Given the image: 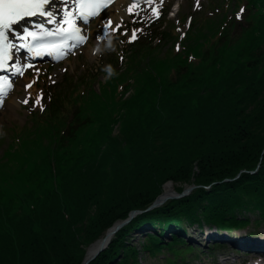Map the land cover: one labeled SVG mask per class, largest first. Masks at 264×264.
<instances>
[{"label": "trees", "instance_id": "trees-1", "mask_svg": "<svg viewBox=\"0 0 264 264\" xmlns=\"http://www.w3.org/2000/svg\"><path fill=\"white\" fill-rule=\"evenodd\" d=\"M247 1L264 6V0ZM254 24L244 32L250 42L228 65L226 49L242 35L225 37L220 31L212 45L220 49L219 60L215 64L214 56L207 62L215 64L210 74L201 66L208 49L190 61L198 45L193 39L199 38L192 27L183 37L184 51L171 55L183 58L173 73L166 79L154 71L145 74L115 111L81 116L79 88L49 93L43 110L48 125L57 122L60 140L24 172L22 197L0 189V264H81L87 243L129 209L146 208L168 179L191 183L192 176L197 186L134 216L88 264H136L137 250L129 243L133 230L145 232L150 253L169 250L178 264V254L192 250L184 246L187 226L233 231L250 224L252 210L259 216L254 223L264 224V53L252 57L259 48L258 37L250 35ZM173 39L174 30L161 20L148 44L143 39L127 43L126 57L136 69L144 53ZM115 65V59L108 61L109 67ZM91 122L96 127L85 144L70 148L65 130L73 137L77 127ZM85 218L89 222L81 231ZM187 257L181 258L183 264Z\"/></svg>", "mask_w": 264, "mask_h": 264}, {"label": "rangeland", "instance_id": "rangeland-1", "mask_svg": "<svg viewBox=\"0 0 264 264\" xmlns=\"http://www.w3.org/2000/svg\"><path fill=\"white\" fill-rule=\"evenodd\" d=\"M143 1L142 7H133L131 11H126L127 14L121 20L113 22L112 25L110 23L106 36L99 40L93 34L95 27L92 24H99L104 19L111 21L110 17L116 13V9L112 8L110 16L106 9L96 17L84 19L81 22V28L84 32L85 42L70 44V48L59 60L32 61L27 57V47H24L23 50L21 48L12 50L14 57H22V68L18 72L7 67V71L0 74V76L9 77L12 81L6 94L3 95L0 114L2 110H5L7 102L13 104V108L8 109L7 114L0 119V189L22 197L27 190L24 172L29 171L40 155L51 151L53 145L60 140L57 122L53 120L48 125L43 110L47 103L46 96L54 89L60 88L68 93L70 86L79 88V92L82 94L80 101L84 103V109L78 108V113L81 116L96 110L100 113L104 108H112L115 111L120 106L121 98L132 93L141 83L145 74L154 71L160 78L166 79L173 73L174 66H177L183 58L175 59L171 55L184 51L183 37H186L185 34L196 21L199 22L193 27V34L199 38L193 40H196L198 45L194 43V51L189 53V58L191 62H196L203 51L207 49L210 51L207 53L205 51L206 60L201 64L204 67L203 74H210L219 60L217 53L220 49L215 50L212 45L217 44L215 39L221 30H225V35H223L225 37L242 35V39L233 42L232 46H228L229 48L226 49L225 65L232 63L237 57L236 52L243 50L248 45L250 36L246 33L244 36V32L245 28L247 27V31L248 27L252 26L250 24L253 23L255 24L250 30V35L254 33L258 37L259 48L252 51V57L259 58L260 53H264V6L259 3L253 6L247 0ZM59 6L53 12L54 14L58 12ZM144 7H147L148 12L143 14L144 18H140L142 16L138 15L137 11ZM242 8L244 11L241 13ZM238 13L241 17L239 19L237 18ZM205 17L213 18H209V21L206 22L208 18ZM259 19V23L256 24ZM161 20H164L165 29L174 30L176 39L158 43L157 47L160 49H152L154 51L148 54L144 53L137 64L138 67L133 69V61L130 62L126 57L130 48L127 43L134 39H143V43L148 44L149 38L156 32V27ZM204 22L207 23V28L202 30ZM133 33H135L134 39L132 38ZM113 51L116 53H112ZM214 56H216L215 64L207 65V62L211 61ZM113 59L116 60V65L109 67L108 61ZM27 85L30 87H26ZM32 87L33 93L30 94L29 90ZM119 92L121 93L119 94ZM25 100L27 103L24 102ZM117 125H114V131ZM95 127L96 122L77 127L76 135L73 137L70 136V130H65L69 147L73 150L82 147ZM193 170L196 171V166ZM191 179V183L174 182L171 179L164 182H172L174 185L173 194L182 192L186 186H191L187 193L189 194L197 186L193 182L192 176ZM178 187H182L180 191L177 190ZM162 189L163 186L158 195ZM173 198L179 197H168L165 202ZM133 209L128 210L127 216ZM257 211L247 212V216L250 218L248 226L233 231L217 230L208 224H202L200 228L187 226L186 231L189 235H184V239L187 240L184 246L187 247L189 244L192 246V250L184 249L179 253L178 264H183L181 258L184 255L188 256L187 259L190 257V261L186 264H253V261L246 259L247 250H264V224L254 223V219L259 218ZM14 212H18V209L16 208ZM127 216L115 219L111 225L116 221L124 220ZM88 222V218H85L79 224L83 228L81 231L86 228ZM145 231L147 232L149 229ZM91 242L87 244L89 245ZM146 242L147 237L143 230H133L129 235V243L133 244L137 250L136 264H173L175 261L173 253L163 249L157 254H152L145 249ZM254 242L263 245H251ZM88 245L85 246V251Z\"/></svg>", "mask_w": 264, "mask_h": 264}, {"label": "bare ground", "instance_id": "bare-ground-1", "mask_svg": "<svg viewBox=\"0 0 264 264\" xmlns=\"http://www.w3.org/2000/svg\"><path fill=\"white\" fill-rule=\"evenodd\" d=\"M143 4H144L143 0H116L111 6L106 8L107 10L105 9L109 13L108 16L112 14V13L110 14V11L112 10L113 7L116 9V13H113V17H110L111 21L109 19H104L99 24L98 23L92 24V26L95 27L93 28V34L95 35L97 40L106 36V33L109 30L110 23H111L110 25H112L113 22L114 23L118 22L119 20H121V18L125 16V14H127L126 11H128L130 8L132 10L133 7H142ZM127 5L128 7H126ZM57 6H59L58 8L59 10L56 14H54L53 12L57 10ZM46 11L52 13V15L51 16H47V15L41 16L37 14L35 16H29L26 22H29L31 24L30 26L26 24L25 22L26 19H24V20L17 21L9 29L5 30V34L8 37L6 43H9L12 45V47L8 49L9 54H10V59L7 62L9 63L8 64L9 69L15 70V71H17V69L21 70L22 57L20 56L14 57L13 56L14 53L12 52V50L16 48H21V50H23L24 47L26 48L27 46H29V42L35 36V34H38L39 36H45L49 34L62 35V33L65 32L67 28L72 26L76 29H79L80 32L83 33L82 35H84V32L81 28L82 26L81 22L84 19L80 16L81 7H80V4L77 3V0H52L51 4L46 6ZM66 12L72 13V16L67 17L65 15ZM147 12H148L147 7H144V8H140L137 11V14L142 16L140 18H144L143 14ZM137 18H139V16H137ZM66 19H71V24L66 23L65 22ZM28 33H33L34 35H28ZM75 43L76 41L64 42L62 46V52L63 53L67 52V49L70 48L69 47L70 44L72 45ZM0 83L5 84L6 86H10L12 84V81L9 77L0 76ZM8 88L9 87H7V89ZM29 93L30 94L33 93V87L30 88ZM5 107H6L5 110L1 111L2 113L0 114V119L3 117V115L7 114L8 109L13 108V104L11 102H7L5 104ZM162 186H163V189L160 193V198L169 197L174 193V185L172 184V182L170 181L164 182ZM109 237H110V228L108 227L99 238L91 242L86 247L85 255L90 256L91 254H93L100 245H102L109 239ZM249 241H252V240H249ZM253 244L263 245L258 242H254L251 245ZM247 252H248L247 257H246L247 261L251 260L253 261L252 262L253 264H260L264 262V250L256 251V250L249 249L247 250Z\"/></svg>", "mask_w": 264, "mask_h": 264}, {"label": "snow or ice", "instance_id": "snow-or-ice-1", "mask_svg": "<svg viewBox=\"0 0 264 264\" xmlns=\"http://www.w3.org/2000/svg\"><path fill=\"white\" fill-rule=\"evenodd\" d=\"M51 2L52 0H0V68L5 67V62L9 59L8 49L12 47L11 44L6 43L8 37L5 34V30L27 16H35L37 14L51 16L52 13L46 11V6L50 5ZM77 3L81 7L80 16L85 20L90 16L96 15L100 9L107 6L106 0H77ZM129 11H131V8ZM243 11L244 9L242 8L241 13ZM65 15L71 17L72 13L66 12ZM237 18H241L239 13ZM65 22L71 24V19H66ZM73 31L79 32V29L73 27ZM28 35L34 34L28 33ZM132 38H135V33H133ZM78 40L82 41L83 37H78ZM17 71L19 72L20 70L17 69ZM7 87L10 86L0 83V104L3 103V95L6 94ZM26 87H30V85ZM24 102L27 103V100Z\"/></svg>", "mask_w": 264, "mask_h": 264}, {"label": "water", "instance_id": "water-1", "mask_svg": "<svg viewBox=\"0 0 264 264\" xmlns=\"http://www.w3.org/2000/svg\"><path fill=\"white\" fill-rule=\"evenodd\" d=\"M194 186V185H193ZM191 189V186H186L185 188H183L182 192H177L175 194H172L171 196L169 197H180L182 195H185L188 193V191ZM168 197H163V198H160V195L156 196V198L153 200V202H151L146 208H143V209H133L130 211L129 215L127 216V218H125L124 220H120V221H116L112 226H110V237L109 239L103 243L102 245H100L96 251L91 254L90 256H86L84 254V257L82 259V262L81 264H88L92 259H94L102 250H104L106 248V246L108 245V243L110 242L111 238H112V235L117 232V230L123 226L124 224H126L127 222H129L134 216H136L137 214L141 213V212H144V211H148L154 207H157L159 205H161L162 203L165 202V200L167 199Z\"/></svg>", "mask_w": 264, "mask_h": 264}]
</instances>
